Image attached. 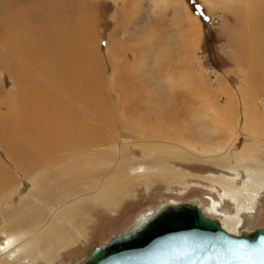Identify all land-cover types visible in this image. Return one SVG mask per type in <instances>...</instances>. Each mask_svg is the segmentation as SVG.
I'll list each match as a JSON object with an SVG mask.
<instances>
[{"label":"rangeland","instance_id":"1","mask_svg":"<svg viewBox=\"0 0 264 264\" xmlns=\"http://www.w3.org/2000/svg\"><path fill=\"white\" fill-rule=\"evenodd\" d=\"M235 1L0 0V89L3 91V95L0 94L1 123L5 118L15 119L12 115L18 101L14 94L19 92V86L15 74L11 73L17 68L22 67L27 73L26 77L39 79V72L61 84L63 77L59 73L65 71V62L70 59L72 70L69 74L83 78V45L79 42L83 40L84 18H90L92 33L97 37L98 60L103 66L105 81L114 72L117 73V64L113 61L118 59L111 52L113 44L121 41L124 45V38L127 37V41L129 37L141 32L143 36L138 38L140 40L132 37L126 46L129 47L127 53L122 52L123 56L121 53L117 56L122 58L121 66L124 68L127 64L133 67L136 65L138 80L152 76L153 82H147L150 85H147L146 92H156L146 102L143 100L145 107L161 106L170 97L172 89L180 86L174 85V82L172 86L169 85L171 79L177 77H172L169 83L160 76L162 82L158 83L155 78L154 71L160 63V66L175 64L179 67L176 76L182 78L184 84H190L189 89L193 91V100L188 105H193L199 113L193 122L196 133L194 140L182 138L177 144L166 142L172 139L138 140L125 136L116 140L119 150L135 148L136 155H143L151 165L143 163L137 165L138 168H129L125 174L119 173L120 178L113 179L110 184L107 181L115 168L97 176L89 177L85 174L83 181L86 182L81 180L76 184L80 192L72 197L67 196L57 206L45 207L47 217L41 218L42 222L29 232L25 231V235L7 228V211L20 204L19 200L0 201V245L9 238H17L15 249L23 250L17 260L8 259V254L6 258L0 256V264H26L27 260L34 264H77L95 246L129 229L141 214L167 201L193 200L201 206H210V198L219 201L223 193L222 187L212 180V175L215 174V179L219 180L236 177L239 186L244 183L245 169L240 168V175L235 174L231 170L230 158L243 153L255 163L251 173L254 177L251 185L253 190L250 191L261 193L263 203L259 214L255 218L247 215L248 221L238 228L240 231H252L264 227V91L260 84L264 76V0L236 1L244 5L243 16L234 14ZM259 11L263 15H258ZM192 26V36L188 37V29ZM64 45L65 52L68 49L69 54L64 52ZM187 50L189 53H186ZM70 51L73 53L70 54ZM138 51L144 52L143 58ZM170 72L171 76L175 75ZM103 90L107 91V87L103 86ZM227 106L235 108L232 110L236 115L230 116L235 119L230 124L232 126L225 128L226 134L217 137V121L220 123L219 120L224 118L216 114V109ZM253 111L260 113L261 134L252 128L250 117ZM214 117L215 120H211ZM257 121L259 119H256V125ZM213 135L217 139L211 138ZM140 145L146 148L139 150ZM0 146L3 148L1 139ZM4 152L0 149L3 168L17 174L20 177L18 182L22 184L20 170L15 168L12 158L3 156ZM118 153V156L114 155L116 167L121 159L120 151ZM157 154L162 155L159 161H156L159 158ZM16 184L12 181L9 187L1 188L0 196ZM24 185L26 193L33 190L30 182ZM248 204L247 195H241L238 208ZM232 205L228 200L224 203L229 212L234 211ZM67 208L73 209L74 216L64 214ZM59 225L67 234L61 236L60 241L71 235L73 243L57 245L56 239L60 233L53 227L58 228ZM230 226L233 224L229 223L228 228L235 232V227L232 229ZM238 228L236 232H239ZM45 247L51 250L43 253L47 256L42 257L40 249Z\"/></svg>","mask_w":264,"mask_h":264},{"label":"bare ground","instance_id":"2","mask_svg":"<svg viewBox=\"0 0 264 264\" xmlns=\"http://www.w3.org/2000/svg\"><path fill=\"white\" fill-rule=\"evenodd\" d=\"M236 1L233 7L234 14L243 16L244 5H240ZM261 11L258 12V15H263ZM188 24L190 25V23ZM92 30L93 27L90 18H84L83 40L79 42L83 45V65H85L83 78L69 74L72 70L69 66L70 59L65 62V71L59 73L63 77V83L61 82V84L49 76L37 72V70L35 71L39 79L36 77H26L27 73L22 67H19L16 73H11L15 74L19 86V92H17V95L14 94L18 104L12 115L15 119L7 120L5 118L3 123L0 122V139L3 145V148L0 146V149L5 151L3 156L10 157L14 160L15 168L20 170L22 184L19 183L20 177L10 170L3 168L0 160V191H2L1 188L4 186L9 187L12 185V181L17 183L15 187L13 186L6 190L5 194L2 193L3 195L0 196V201L4 199L6 201L12 199L19 200L20 204H17L16 207H11L7 211L9 221L7 228L16 231V233L19 232L25 235V231L32 230L33 227H36L42 222L40 219L48 214L45 207H50L49 205L57 206L67 196L72 197L77 192H80L76 184L81 180L83 181L85 174L92 177V175L97 176L110 172L115 168V172L107 181V184H110L113 179L120 178L119 173L125 174L129 168H138L136 166L143 163L145 165L148 164L145 158L142 157L143 155H136L135 148L129 147L125 150L120 148L119 150L116 145V140L119 138L126 136L138 140L141 138H150L160 141L172 139L173 141L166 142L175 144L179 143V140L182 138L195 139L196 133L193 130V122H195L199 113L193 105H188L193 100L191 98L193 91L189 89L190 84H184L183 79L179 78V80L178 76H176L179 73V67H176L175 64H167V66H163L166 65L163 64L160 66V63L158 65L156 71H154L156 72L155 78L158 83L162 82V80H159V76L165 79L167 83H169L172 77H177L171 79L172 82L169 85L172 86L175 83L174 85L180 86L172 89L169 93L170 97H167L166 102L161 106L145 107V102L148 100V97L150 99V96L156 92L154 89L155 92L153 90V92H146V87L149 84L147 82L151 81L152 76L147 78L144 76V79H142V75V78L139 76L141 80H138V74L135 73L136 65L133 67V65L127 64V67L124 68L121 66L122 58L117 56L120 53L123 56L122 52L127 53L129 47L126 46L130 44L129 41L132 37L135 36L138 39L143 34L139 32L129 37L127 41H125L127 37L124 38V45L121 41L113 44L111 52L118 59L113 61L114 64H117V73L115 74L114 72V75L105 81L102 71L103 66L98 60L99 49L97 46V37L94 36ZM188 30V37H191L193 26L189 27ZM121 46L123 48L120 49ZM68 47L70 48V46ZM63 49L65 52V45ZM142 51L138 52L139 55L142 54L141 57L143 58L144 52L141 53ZM65 53H68V49ZM72 53L70 51V54ZM186 53H189V50ZM170 56L171 54H169V58ZM68 58H70L69 55ZM9 66L11 67V65ZM114 67L116 71V66ZM170 71L175 75L171 76L169 74L171 73ZM57 76L59 75L57 74ZM103 86L107 87V91L103 90ZM182 86L185 87L184 91ZM0 94L3 95L1 89ZM232 109L235 108L227 106L216 109V114L218 116L223 115L224 118L219 120L220 123L217 121V137L225 135V128L232 126L230 124L234 122L235 117L230 116L236 115ZM259 114L257 111H253L250 117L252 119L251 123L253 124L252 128L258 134L260 132L263 133L261 126L262 120H260L261 116ZM215 117L211 120H215ZM216 118L219 119L218 117ZM256 119H259L257 121L258 125L255 124ZM248 128L251 130L250 126ZM216 136L213 135L211 138L214 137L213 139H217ZM145 148V145H140L139 150H144ZM118 151H120L121 159L118 161L119 163L116 167L114 165V155L116 154L118 156ZM173 152L176 154V151L173 150ZM1 156L2 154H0ZM157 157L159 158L156 161H159L162 155L160 154ZM230 158L231 170L236 172L235 174L240 175V168L245 169L244 183H240L242 184L241 186L237 185L236 177H228L224 180L215 179L216 175L214 174L212 175V180L223 189V193L220 194V200L217 201L211 197L210 206H201L198 204L207 215L219 219L224 228L232 232L228 228L229 223L233 224V226H230L232 229L235 227L237 230L238 227L243 226L248 221L247 215L255 218L259 214L263 202L261 200V193L250 191L253 190L251 189V185L254 177L251 173L253 172L252 169H255V163L245 153ZM159 165L161 164L159 163ZM35 172L37 174H34ZM29 182L33 185V190L26 193V186L24 184ZM243 194L247 195L249 204L242 205L238 208V199ZM227 200L233 204V212L225 209L224 203ZM78 204H80V201ZM158 207L141 214L136 222L147 219ZM60 210L63 212L62 209ZM72 210V208H67L64 214H72ZM18 213L19 215H17ZM53 228L57 229L60 233L57 235V245L62 246L73 243V237L71 235L60 241L61 236L67 235L63 232L62 226L59 225L58 228ZM236 230L232 233L240 234L242 232L239 228V232H236ZM16 239L9 238L1 243L0 250L2 251H0V256L6 258L5 255L8 254V259H18V256L23 250L15 249L14 243H16ZM50 250V247L40 249V252H42L41 256L46 257L47 255L43 253ZM26 264L34 263L27 260Z\"/></svg>","mask_w":264,"mask_h":264},{"label":"water","instance_id":"3","mask_svg":"<svg viewBox=\"0 0 264 264\" xmlns=\"http://www.w3.org/2000/svg\"><path fill=\"white\" fill-rule=\"evenodd\" d=\"M77 264H264V227L235 234L193 200L167 201Z\"/></svg>","mask_w":264,"mask_h":264},{"label":"crops","instance_id":"4","mask_svg":"<svg viewBox=\"0 0 264 264\" xmlns=\"http://www.w3.org/2000/svg\"><path fill=\"white\" fill-rule=\"evenodd\" d=\"M20 59H22V58H20ZM18 69V68H17ZM17 71V70H16ZM15 70H14V72H16ZM260 84H261V86H262V90L264 91V76L262 77V80H261V82H260Z\"/></svg>","mask_w":264,"mask_h":264}]
</instances>
